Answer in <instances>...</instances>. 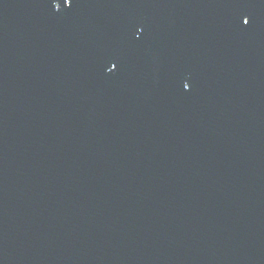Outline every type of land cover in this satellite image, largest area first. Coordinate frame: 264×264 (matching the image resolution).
Masks as SVG:
<instances>
[{
  "label": "water",
  "instance_id": "water-1",
  "mask_svg": "<svg viewBox=\"0 0 264 264\" xmlns=\"http://www.w3.org/2000/svg\"><path fill=\"white\" fill-rule=\"evenodd\" d=\"M0 264H264V0H0Z\"/></svg>",
  "mask_w": 264,
  "mask_h": 264
},
{
  "label": "snow or ice",
  "instance_id": "snow-or-ice-1",
  "mask_svg": "<svg viewBox=\"0 0 264 264\" xmlns=\"http://www.w3.org/2000/svg\"><path fill=\"white\" fill-rule=\"evenodd\" d=\"M243 23H244L245 25H247V24L249 23L248 19H245V20L243 21ZM184 87H185V85H184Z\"/></svg>",
  "mask_w": 264,
  "mask_h": 264
}]
</instances>
